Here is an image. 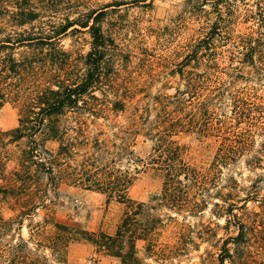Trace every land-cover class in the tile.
Returning a JSON list of instances; mask_svg holds the SVG:
<instances>
[{"label":"trees","instance_id":"1","mask_svg":"<svg viewBox=\"0 0 264 264\" xmlns=\"http://www.w3.org/2000/svg\"><path fill=\"white\" fill-rule=\"evenodd\" d=\"M71 1L0 0V109L8 102L18 106L17 126L0 128V264H73L67 258V248L75 241L91 243L97 252L118 258L120 264H143L136 248V242L143 241L147 257L162 259L178 253L182 240L185 223L178 222L175 215L201 213L214 197L220 201L213 203L212 213L224 218V226L233 223L236 233L219 238L216 256L209 255L210 260L202 257L201 263L264 264V239L259 230L234 212L259 196L246 192L240 198L239 185L232 176L223 179L227 186L219 184L223 166L249 149L252 127L264 130V107L240 91L227 90L225 81L210 80L208 72L201 75L179 68L184 88L172 99L166 96L156 101L161 110L158 119L141 124L133 119L136 130L153 142L147 162L164 171V180L159 194L149 202L132 200L127 193L133 179L131 168H114L107 160L109 149L96 140L91 151L87 148L90 141L83 136L84 113L98 117L125 107V96L114 86V98L93 94L103 91L111 79L106 69L112 62V40L101 26L104 12H82L68 6ZM189 1V14L203 19L201 36L188 45L185 61L179 66L190 63L191 57L198 62L197 48L206 47L215 35L230 32L239 18L252 20L247 32L235 36L243 49V61L264 59V2L240 11L239 3L245 5L244 0ZM80 29L89 34L90 48L82 59L83 72L74 75L70 53L61 41ZM226 95L231 116L223 114L224 119L215 124L214 113ZM231 120H237V125ZM180 130L219 140L209 164L184 161L183 146L171 139ZM49 141L57 142V147L49 148ZM19 142L16 167L5 173L6 147ZM257 159L253 156L252 161ZM59 180L125 203L127 209L114 233L69 226L57 221L49 210L34 222L38 208H49L45 200ZM237 199L242 204L238 205ZM4 206L11 214L3 213ZM162 209L174 213L166 214L167 223L159 212ZM169 224L177 238L174 244L160 241Z\"/></svg>","mask_w":264,"mask_h":264},{"label":"rangeland","instance_id":"2","mask_svg":"<svg viewBox=\"0 0 264 264\" xmlns=\"http://www.w3.org/2000/svg\"><path fill=\"white\" fill-rule=\"evenodd\" d=\"M189 2L72 0L68 5L79 8L82 12H104L101 26L112 40V62L106 69L111 79L106 81L103 91L95 90L93 94L97 98H114V86L125 96V107L119 111L108 110L97 115L98 117L84 113L81 116V120L85 122L83 136L90 141L87 148L91 151L96 140L109 149L111 154L106 155L107 160L112 161L114 168H131L133 179L127 193L137 202L147 203L154 195L159 194L164 171L147 162L148 156L153 152V142L136 130L133 119H136L138 124L158 119L161 110L156 101L166 96L172 99L178 90L184 88L183 80L177 72L179 68L201 75L208 72L210 80L225 81L229 84L227 90L240 91V95L264 107V59L261 62L255 60L254 63L243 61V49L235 39L237 34L247 32L252 20L239 18L230 32L223 33L222 36L215 35L207 40L206 47L197 48L200 56L198 62L191 57L190 63L179 66V62L185 61L188 45L195 43L201 36L200 26L203 19L196 20L189 14ZM244 2L245 5L239 3L238 10L242 11L245 7L255 8L256 3L264 0ZM80 30L64 36L61 41L70 53L74 75L83 72L82 59L90 48L89 34L84 29ZM226 97L228 96H225L219 105L220 108L214 113L215 124L224 119L223 114L230 115L231 103ZM188 110L180 114L184 116ZM236 121L230 122L237 125ZM17 123L18 106L8 102L0 109V128L7 130L17 126ZM252 128L249 149L223 166L219 184L227 186L228 182L223 179L232 176L239 185L237 191L240 198H243L246 192L259 196L256 197L259 200L248 201L246 208H239L234 212L248 225L257 228L264 239V130ZM77 138L80 139L81 136L77 135ZM171 139L183 146L184 161L197 166L209 164L219 144L216 137H202L189 130L177 131L172 134ZM16 144L11 143L6 147L5 173L16 167L15 158L22 146L20 142ZM46 145L55 149L57 142L49 141ZM253 156H258V159L252 161ZM45 201L49 208H38L33 217L34 222L41 220L49 210L61 223L92 232L102 230L110 234L114 233L119 219L127 209L125 203L118 202L115 198L108 199L103 192L60 180L55 191H49ZM216 201L220 200L216 197L209 200L205 209L196 215H175L178 222L185 223L178 253L168 254L162 259L149 258L145 254L144 242H136L137 255L143 259V264H202V257L207 256L210 260L209 255L216 256L220 244L218 239L236 233L233 223L224 226V218L212 213L213 203ZM237 204L242 202L238 200ZM2 211L5 215L11 214L6 206ZM159 212L165 223L169 222L166 214H174L166 209ZM25 223L27 224V221ZM173 231L174 228L169 224L162 232L160 241L176 243L177 238L174 237ZM22 233L27 236L26 227H23ZM67 258L73 264H120L118 258L97 252L87 241L70 243Z\"/></svg>","mask_w":264,"mask_h":264}]
</instances>
